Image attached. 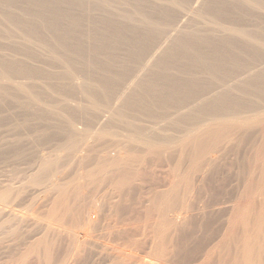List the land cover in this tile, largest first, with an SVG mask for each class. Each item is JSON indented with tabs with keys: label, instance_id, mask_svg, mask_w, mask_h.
Wrapping results in <instances>:
<instances>
[{
	"label": "bare ground",
	"instance_id": "bare-ground-1",
	"mask_svg": "<svg viewBox=\"0 0 264 264\" xmlns=\"http://www.w3.org/2000/svg\"><path fill=\"white\" fill-rule=\"evenodd\" d=\"M0 99L32 112L16 129L43 121L36 152L0 143L1 159L30 163L0 185V233L26 198L51 203L12 264H264V0H0ZM85 197L127 226L125 247L151 236L149 262L103 246ZM223 205L221 227L195 238ZM81 226L94 229L82 242Z\"/></svg>",
	"mask_w": 264,
	"mask_h": 264
},
{
	"label": "rangeland",
	"instance_id": "rangeland-1",
	"mask_svg": "<svg viewBox=\"0 0 264 264\" xmlns=\"http://www.w3.org/2000/svg\"><path fill=\"white\" fill-rule=\"evenodd\" d=\"M0 143L3 145V143L5 144V141H6V143H8L9 141V143L7 144V147H9V144L11 143L12 145H13V143L15 142V143H17V144H19L18 146H20V147H24V145H25V143L26 144H28V143H30V141L31 142H34V141H36V139H38L39 140V137H38V135L36 136V134L35 133H39V131L37 132L32 126H31V123H34L33 124V126L34 125H36V124H38L39 122V124H41V122H43V121H39L38 122V120L36 119H33L32 121H31V123H30V129H28V130H23V129H16L15 128V126L17 125V122H20L21 120H19L20 118V115L23 117V115H27V116H30L31 114H32V112H30V111H27V110H25L24 112H22L23 111V109H21L20 110V107L19 106H17V104H15V103H9V104H6V102L4 103V101L3 100H1L0 99ZM2 104H4V105H2ZM7 108H6V107ZM3 107H5V108H3ZM10 107V108H9ZM19 108V109H18ZM19 110H20V112H19ZM22 112V113H21ZM28 112V113H27ZM4 113V114H3ZM13 113V114H12ZM15 113V114H14ZM24 113V114H23ZM25 113H27V114H25ZM30 113V114H29ZM12 115V116H11ZM14 115H16V117L14 116ZM15 118H14V117ZM21 117V118H22ZM1 118H2V120H1ZM5 119V120H4ZM17 119V120H16ZM16 120V121H15ZM35 120V121H34ZM37 121V122H36ZM22 122V121H21ZM45 122V121H44ZM8 123V124H7ZM38 124V125H39ZM6 125V126H5ZM37 126V125H36ZM80 126V125H79ZM14 129H13V128ZM6 129H7V131H8V129H10L8 132L6 131ZM32 129V131H30ZM34 129V130H33ZM5 130V131H4ZM19 130V131H18ZM22 130V131H21ZM25 131V132H24ZM34 131H36V132H34ZM32 132H34L33 134H35V135H33L32 134ZM30 133V137H29V134ZM5 135H7V136H11L10 138H9V141H7L8 140V138H7V136L5 137ZM15 136V137H13V136ZM19 135H22V136H20V138H19ZM27 135V136H26ZM24 136H26L25 138H27V139H23L22 137H24ZM34 136H35V139H33L34 138ZM30 138V141H29V138ZM14 138H15V140H14ZM3 139V140H2ZM7 139V140H6ZM23 139V140H22ZM29 142H28V141ZM34 140V141H33ZM13 143H12V142ZM23 141H24V143H23ZM3 142V143H2ZM28 142V143H27ZM0 144V145H1ZM22 144H24V145H22ZM30 144H31V147H30ZM30 144H28V145H25V146H27V147H24V148H26V149H28L29 150V148H30V150H33V149H35L36 147H33L34 145H33V143H30ZM45 144H46V146H47V143H44V145L42 144V147H41V145H40V147H41V149H40V147H38V149L39 150H43V152H48L49 150H48V148H46V146H45ZM16 145V144H15ZM6 146V145H5ZM11 146V145H10ZM45 148H44V147ZM6 147V148H7ZM16 146H12V147H9L8 149H13V148H15ZM48 147H49V145H48ZM43 148V149H42ZM46 149V150H45ZM48 150V151H47ZM33 151H35V150H33ZM11 153V155H12V153H14V149L12 150V151H10ZM36 152V151H35ZM35 152H33V153H35ZM6 156V155H5ZM5 156H3V157H5ZM2 157V158H3ZM10 155L8 154V156H6V159H8V161L6 162L5 160L6 159H1V156H0V185H2V184H5V183H7L11 178H10V176L12 175L11 174V172H12V170L13 169H15L14 167H16L17 169H19V168H21L23 171H25V170H27L28 169V167H27V165H26V163L28 164V165H30V163L29 162H27V161H24V160H22L21 158H18L19 160H17L16 161V159H17V157H15L14 155H13V157L11 156L10 158ZM230 158V157H229ZM13 159V160H12ZM230 160H231V158L230 159H228L227 161L228 162H230ZM5 161V162H4ZM11 161H13V162H11ZM15 161V162H14ZM11 162V163H10ZM17 162V163H16ZM225 163V164H222L221 166L222 167H220V169H219V171H221V172H219V174H220V176L218 175V173L217 174H215L216 175V177L214 176V180H216L215 182H217V183H215L214 181H213V185H212V191L210 192L209 191V194H211V193H215L216 191H217V189H219L220 187V184H223V182H224V180L222 179L223 177H224V175H226L227 173H229L230 172V168H231V166L230 165H227V164H229V163ZM7 163H9L8 165H7ZM20 163H22V164H19ZM13 164V165H12ZM10 165H12L11 167H12V169H10L11 167H10ZM16 165H18V166H20V167H18V166H16ZM21 165H22V167H21ZM26 165V166H25ZM25 166V167H24ZM9 170H7V169ZM24 168V169H23ZM2 169V170H1ZM223 170V171H222ZM11 171V172H10ZM161 172V170H158L157 169V172H156V175L157 176H159L160 178H162V179H164V177H165V175L163 174V172L161 173V175L162 176H164V177H162L161 175H159L160 173L159 172ZM2 172H3V175L5 176V177H3V175H2ZM8 173V174H7ZM158 173V174H157ZM8 176H7V175ZM1 176L5 179H1ZM7 176V177H6ZM222 176V177H221ZM59 177L62 179V181H64V182H67V181H69V179H70V177L71 176H68V175H63V174H60L59 175ZM159 177H156V178H158L157 180H159L160 178ZM7 178H8V180H7ZM216 178V179H215ZM223 181H222V180ZM2 180H4V181H2ZM230 180H231V178H230ZM160 181H163V180H161L160 179ZM220 181V182H219ZM222 181V182H221ZM229 182V181H228ZM216 184V185H215ZM214 186H216L215 188H214ZM227 188H229V185L227 186ZM24 195V194H23ZM47 195L48 196H44V199H47V198H54V196L55 197H57V192L55 191V192H47ZM107 195H108V192H106L105 191V194L103 193V191L102 192H100V194H99V196L98 197H100L101 198V201L103 202L104 200H107ZM194 195H195V193H194ZM86 196H88V195H86ZM25 197H27V196H25ZM25 197H24V199H25ZM98 197L97 198H95V201H97L98 202ZM30 198V197H29ZM29 198H26L27 199V202H29L28 200H30ZM114 198V197H113ZM20 199H21V197H20ZM25 199V200H26ZM195 199H197L198 201H200L196 196H195ZM24 200V201H25ZM119 200V197H115L114 199H112V202L114 203L115 201H118ZM39 200L37 199V201L36 202H38ZM21 202H23V200H21ZM26 202V201H25ZM25 203L24 205L26 206L27 204H29V205H31V207H32V204H34L33 206L34 207H30V206H28V207H30V208H27V206L25 207L24 205H23V203H21L19 206H18V208L16 209L17 211H15V215L18 213V212H20V213H18V214H21V215H19V217H20V219H19V217H18V214H17V217H18V219H15V220H17L18 222L20 221V223H21V226H19L20 224L19 223H15V225L16 224H19V225H17V226H19V228L20 229H18V227L17 226H15V228H17L15 231V233H16V235H15V233H14V235L12 234V233H10L9 231L12 229V228H14V227H12V228H5V230L2 232V233H0V264H12V260L14 259V257L15 258H17L16 257V255H18L21 251H24V243L23 242H28V241H30V240H34L35 239V237H33V238H31L30 240H29V238H30V233H33V232H30L31 231V229H32V231H34V233H35V230L37 229V227H38V225L40 224L37 220H38V216H40V217H49V214H48V212L50 211V204L48 205V206H46V207H43V208H37V207H39L40 206V204H36V202L34 203V201H30L32 204H30V203ZM105 202V201H104ZM40 203H41V200H40ZM135 200H132V205L133 206H135ZM17 204V203H16ZM18 204H19V202H18ZM17 204V205H18ZM85 204H86V208H87V214L86 215H88L90 212L92 213V217L94 218V219H96V230H98V231H96L95 232V234H98V235H100L99 233H102L103 235H101V236H98V237H100V242L103 244V246H104V244L105 245H108L110 248L112 247V248H114L115 250H124V252L125 253H127L126 254V257H128V258H131V259H133V260H135V261H138V260H142L143 262H145V263H147V262H149V259H150V253H151V249H152V241H151V236L147 233V232H145V231H142V230H140V231H136V230H133V233H134V235H133V237H134V240H137L136 242H138V241H143V240H146L147 241V244H136V246L135 245H133L131 248H127V247H125V245H122V243L124 242V240H127V238H128V236L126 235V234H124L123 233V230H122V227L124 228V227H126L127 228V226H122V224H121V222H118V220H117V215L115 214V212L112 210V209H110V207H105V208H103V209H99L100 208V203L98 202L97 203V205H96V209L94 210L93 209V204H92V201L90 200V199H88V197H85ZM39 205V206H38ZM15 207V206H14ZM21 207V208H20ZM20 208V209H19ZM27 210H25V209ZM34 208H36V209H34ZM14 209V210H15ZM229 209V206H227V205H223V206H219V207H216V208H214V211L212 212V213H210V210L208 209H204L206 212H205V215H206V219H203V217H198V218H196L194 221H193V224L195 225V226H199L200 224H202V223H204V226L205 227H207V229H205L204 231L203 230H197L198 228H196V230L197 231H195V234H193L194 235V237L195 238H197V239H199V238H202V239H205V238H207L208 236H210L211 234H213L215 231H216V228L219 226V228L221 227V225L224 223V219L226 218V216H225V214H224V212L225 211H227ZM29 210V211H28ZM17 212V213H16ZM14 214L12 215L13 217L15 216ZM23 215V216H22ZM22 216V217H21ZM16 216L14 217V218H17ZM26 217H27V219H26ZM33 217H35V218H33ZM3 218H5V217H3ZM23 219V221H22V219ZM25 219V220H24ZM34 220V221H33ZM139 220V219H138ZM153 220H155V219H152L151 221H153ZM140 221V222H139ZM139 221H135V220H132V222H131V224H130V228L132 227V226H138L140 223V225H142V224H145V222H144V220L142 221V220H139ZM150 221V222H151ZM37 223H38V225H37ZM26 224H28V225H26ZM139 225V226H140ZM27 229H26V228ZM29 227V228H28ZM133 227V228H134ZM14 228V229H15ZM25 228V229H24ZM137 228V227H136ZM23 229V230H22ZM30 229V230H29ZM135 229V228H134ZM186 229H189V228H186ZM21 230V231H20ZM94 229H91V228H84V226H81V227H77V228H75V231L76 232H78L79 233V238H81V239H79V240H81V242L83 241V240H85L86 238H88L87 236H88V234L87 233H91L92 231H93ZM9 232L10 233V235H5L6 234V232ZM22 231H24V232H22ZM8 232H7V234H8ZM11 232H14V231H11ZM28 234V236H29V238L27 237V236H25V235H27L26 233ZM28 232H30V233H28ZM108 233H110V235H108ZM3 234H4V236H3ZM11 234H12V237L14 238H12V237H9V236H11ZM66 234H68V235H66ZM15 236V237H14ZM24 236H25V238H24ZM66 236H68V238L66 237ZM110 236V237H109ZM3 238V241H1L2 240V238ZM9 237V238H8ZM62 237H64V238H62ZM70 237H72V233H63V235H61V240L63 241V247L65 248V249H68L71 245H72V248H71V251H73V250H76V249H80L81 248V244H79V242L77 241V242H75V240L74 241H72V240H69L70 239ZM8 238V239H7ZM16 238V239H15ZM22 238H24V240L22 241L21 239ZM28 239V241H26ZM112 239V242L110 241ZM19 240H21V241H19ZM145 241V242H146ZM13 243V244H12ZM23 243V244H22ZM20 244V245H19ZM10 245V246H9ZM112 245V246H111ZM15 246V247H14ZM105 247V246H104ZM12 248V249H11ZM14 248H15V250H14ZM18 248V249H17ZM110 251H113V250H110ZM109 251V253H113V252H110ZM13 252H14V254H15V256L14 255H12L13 254ZM93 252V254L95 253V251H92ZM116 252V251H115ZM116 253H118V252H116ZM96 254V253H95ZM11 256H13V257H11ZM11 257V258H10ZM143 257H146L147 259H145V258H143ZM95 259V257L93 258V260ZM113 259H115V258H112L111 260H113ZM15 260V259H14ZM32 260L34 261L35 259H34V257H32ZM110 260H108V262H107V264H111V262H109ZM30 264H32V263H30ZM35 264H37V263H35ZM129 264H132V263H129Z\"/></svg>",
	"mask_w": 264,
	"mask_h": 264
}]
</instances>
